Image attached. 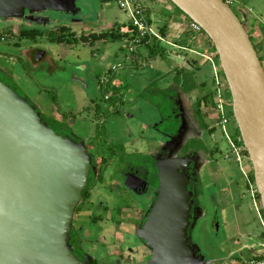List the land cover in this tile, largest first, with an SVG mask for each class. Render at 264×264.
Returning a JSON list of instances; mask_svg holds the SVG:
<instances>
[{
  "label": "water",
  "instance_id": "obj_1",
  "mask_svg": "<svg viewBox=\"0 0 264 264\" xmlns=\"http://www.w3.org/2000/svg\"><path fill=\"white\" fill-rule=\"evenodd\" d=\"M168 1L201 28L218 55L264 213L260 57L243 24L222 0ZM17 4L21 14L25 9L66 14L80 10L75 0ZM185 68L193 70L189 62ZM41 114L0 81V264H83L72 252L70 231L89 181L91 157L83 143L58 135ZM187 124L182 117L177 141L186 142ZM192 161L170 158L159 166V197L140 234L153 249L149 264H207L189 242L192 194L185 170Z\"/></svg>",
  "mask_w": 264,
  "mask_h": 264
},
{
  "label": "flooded vegetation",
  "instance_id": "obj_2",
  "mask_svg": "<svg viewBox=\"0 0 264 264\" xmlns=\"http://www.w3.org/2000/svg\"><path fill=\"white\" fill-rule=\"evenodd\" d=\"M236 1L238 11L243 18L242 20L246 22L247 28H245L241 18L235 13V11L233 12L248 32L258 55L260 54L264 56V0ZM260 3H262L261 7L259 6ZM57 14L62 17H57ZM71 15V13L33 12L29 9H25L21 14L17 0H0V48H6V50H0V62H13L18 68L22 69L24 74H29L31 79L39 85L40 89L42 88L56 93L57 90L43 88L42 84L37 79V75L42 78L44 77L45 80H50L55 72H61L63 75L67 70V67L63 66L62 63L65 62L64 60L67 56L71 55L74 48L81 46V43L88 44L91 42L90 37L94 35L98 36L101 34H107V39L95 42V44L103 42L104 45H107L106 42L107 40H110L109 37H112L111 40L113 41V33L118 32L122 36V47L124 48L128 45L129 38L125 37V35L129 34V32L126 31L123 33L120 29L113 30V28H110L105 32L96 34L93 29H90V27H84V25L80 24V26L83 27L81 28L80 34L74 32L71 30L69 24L63 23L67 18L72 19L69 17ZM75 20L77 19L75 18ZM75 20L72 22H75ZM51 21L52 23L57 22L56 24L60 23L62 25L61 29H67V37L73 39L74 36V38L76 37L77 42L72 44L54 42V40H52L53 36L62 37V30L58 35L57 33L52 34V30H48L49 34H46L42 27H38L47 25L51 26ZM36 30L39 32V35L33 34ZM85 37L89 38L87 43L82 41V38ZM62 45L72 48V50H70L72 52H68L69 54L67 53L63 57H59V46ZM54 48H59V52H55ZM136 53L137 50L134 53L129 54L134 55ZM127 58L128 57L125 55V59ZM123 66L124 65L121 64L114 65L112 71H116ZM139 67H142V65H139ZM0 73L3 74L5 72L0 70ZM6 74L7 75L4 76L10 77L17 90L11 86L10 87L15 92H21V96L25 99L32 100L31 94L19 84L20 76H18V73L13 74L6 72ZM59 82L62 81L60 80ZM68 82L71 83V81ZM192 84L197 86V88L194 87L189 90L193 91L194 94L196 93L195 101L192 104L187 103L191 112L188 109L186 110L187 107L184 108V103L179 96V94H182L183 92L180 91L181 86L179 85L177 88L174 86L169 87V89H167L170 90L168 92L169 94L157 90L146 91L147 94L145 95L148 96L161 93H163V96L168 95L170 101H165V111L170 114H168L167 117L162 115L158 121L153 119L148 120L150 124L148 123L146 125L138 124L139 122L137 120H135V122L132 120V118L135 117L133 110H135L136 105H138L137 102L140 98H135L134 101L130 100L128 97L131 87L130 84L126 81L124 83L110 80V78H104L102 84L97 83V86L100 88L102 86H105V88H114L116 89V92L107 93L106 97L99 101V104L97 100L96 103L91 104V113L93 114L92 119L97 120V124H95L96 129L91 131V133H93L92 135H79L72 131V125H75V121L80 117L78 113L72 114V117H67V115L58 112V114L62 116L63 123L68 131V134H65V136L70 137L76 143H83L92 161L89 181L85 189L87 191V197L82 194L83 198L81 203L75 209V217L72 221L70 231V245L72 252L80 263L149 264V261L153 256V249L147 245L146 241L140 236V234L142 233L146 221L159 197V166L167 159L177 157L195 159V161H192L185 170V174L189 178L188 191L192 194L189 242L192 245L196 244L200 246L202 249V244L200 245L198 241L199 237H196L197 229L200 224L199 222L202 220L204 214V207L201 204V199H213L212 196H207L205 192L209 184L207 185L206 181H204V176L208 177L211 175L207 173V169L211 167V163H218V161H215L214 159L215 156L218 155V153L222 156V152L216 146L210 151L211 149L206 146V140L210 144L214 143L210 140L214 138L213 135L217 128L222 130V127L219 125V118L216 114L214 96L209 97L208 103L203 102L202 107L200 108V115L197 114L196 104L200 97L199 88H202L204 83L199 85V82L195 79V82L192 81ZM118 90L120 91L118 92ZM176 90L177 92L173 94ZM38 95H42L41 92H39ZM203 95H205L204 92ZM144 101L150 103L149 107H156L159 110L161 108L160 105L164 102V100H161V103L159 104L150 99ZM107 103L109 104L107 105ZM112 114H115L116 116L119 115V117L121 116L122 118H128L127 123H129L128 120L130 119L131 122L134 124L137 123L138 126L136 129L131 128L124 132L116 120L111 118L113 117ZM182 117H185L186 121H188L187 128L192 132L193 139L189 138L187 142L183 144L181 152L178 155L173 156L171 153L177 146L178 131L181 126ZM190 117H193L197 124V126L195 124V126H192L191 124V129ZM59 121L61 122V120ZM101 121H103V123ZM202 123H204L206 128H204ZM99 124L106 126L110 125L109 127L111 128V131L105 129L106 135L109 133L110 137H106L105 139L100 136L98 137L97 134L99 128L97 125L99 126ZM211 130H214V133H211ZM79 131L83 132L81 130ZM222 133L231 148V153L234 155L232 144L242 146L240 144V142H242L241 136H238L236 131L235 134L229 133V136H226L223 130ZM200 134H202V136ZM206 135L208 137H206ZM209 136L211 137L210 140ZM125 140L132 142L125 143ZM194 140L200 141L198 144L199 147L194 146ZM115 146L120 147L122 150H114L113 148H115ZM105 149H108V153L111 157L108 162L103 153ZM127 149L132 150V152L136 151L137 154L142 155L144 157L143 160H133V154L130 155V153L126 151ZM209 156L211 159L208 158ZM227 159L229 158L227 157ZM239 167L248 189V196L250 195L249 208L256 213L249 188V182H253L251 174L253 171L250 167L248 169L249 171L245 173L244 168L240 164ZM219 173L224 177V172L219 171ZM107 174L109 179L108 182V179L105 178ZM117 174L120 175V180L117 179ZM229 180L231 181V179L228 178V182ZM227 184L229 185L224 186L221 190L222 192H225L224 194H227L230 190L229 186L231 182ZM199 185L202 189L201 195L197 193ZM106 193H109L112 198L118 197L117 193L119 196L128 193L130 198L133 199V204L131 206H118L113 210L111 205H115V203H112L114 200H111ZM228 198L229 206L236 203L234 193H231V191H229ZM81 206L84 207L89 218H91L88 226L84 225V223L82 224L80 218V215L82 214ZM231 209L232 213H235L240 210V206L234 205ZM215 216L216 220L211 221L210 225H212L214 231H218L220 221L218 214ZM243 239L244 238L242 237L241 242V240L237 239L234 235L229 236V242L227 244L231 242L232 248H228V253L232 254L235 258H241L244 254L243 251H239L242 247L241 244L243 243ZM259 245L261 247L263 245V235L259 237L258 246ZM253 246L256 247L254 243ZM198 255L200 254L198 253Z\"/></svg>",
  "mask_w": 264,
  "mask_h": 264
},
{
  "label": "rangeland",
  "instance_id": "obj_3",
  "mask_svg": "<svg viewBox=\"0 0 264 264\" xmlns=\"http://www.w3.org/2000/svg\"><path fill=\"white\" fill-rule=\"evenodd\" d=\"M75 1L79 5L80 10L75 13H71L72 15L69 17L72 19L67 18V20L63 22V23L69 24L71 27V30H73L74 32L80 34L81 28H83L80 26V24L84 25V27L85 26L88 28L90 27V29H93L96 32V34L105 32L107 29H110V28H113V30L120 29L123 33H125L127 30H130L129 28V25L131 24L130 13L128 11L120 9L116 0H75ZM134 1H136L138 4H141L145 10L150 8V11H149L150 13H152V10H151L152 8L155 10L156 14L154 17V23L152 24L154 27L156 25H161L162 23H164V20L166 18L162 17L163 11L162 9L160 10L159 8H157L154 2H152L151 0H134ZM259 6L261 7L262 3H260ZM232 9L242 20L243 18L238 11L237 4L233 5ZM56 16L62 17L61 15H58V14ZM146 17L149 18L148 13H146ZM75 18L77 20H75ZM73 20H75V22H72ZM242 22L245 28H247L246 22L243 20ZM56 23H52L51 26L47 25V26H38V27H42L43 30H45L46 34H49L48 30H52L51 32L52 34L57 33L58 35L61 33L62 25L60 23L59 24H56ZM109 38L110 40H107L106 44L112 41L111 40L112 37H109ZM99 43L103 44V42H99ZM114 44H115L114 47L115 46L117 47L116 50L119 51L120 55L119 57L109 58L106 62L107 65L104 67H103L104 64L100 66L101 64L99 62L100 61L99 58H96L93 56V53L90 50L91 48H89L90 46L89 47L88 46L87 47L78 46L77 48H74L73 52L70 51L71 49H69L70 48L69 46H68L69 48L65 47L64 45L59 46L60 48L59 57L60 56L63 57L65 54H67L68 51L69 53L72 52L71 55L67 56V58L64 60L65 62L62 63L63 66L67 67L69 70H73L74 66L77 64L87 65L88 67L86 71H84L83 73H82V70L80 69H79L80 71L77 72L78 76L76 75V77L79 78L83 82H73L72 78H70L71 79V83H70L68 82L69 79L66 76V74L64 73L62 75L61 72H55L54 75L51 77L52 80L51 78L50 80H45L44 77L42 78L41 76L37 75V79L42 84L43 88L57 90L56 93L53 91H47L46 89H42V88L40 89L39 85L31 79L29 74H26V73L24 74L22 72V69L18 68L13 62H7V63L0 62V70L5 72L3 73V75H7L6 72L13 73V74L18 73V76H20L19 84H21L23 88L26 89L32 96V100H27V101L31 105L35 106L39 112L47 115V113L49 114L50 111H53L55 109L57 112H60L63 115H67V117H72L71 116L72 114L78 113L80 117L78 118L77 121H75L76 124L72 125L73 126L72 131L79 135L84 134L88 136L89 134L90 135L93 134L91 133V131L96 129L95 124H97V120L92 119L93 114L91 113L92 112L91 111L92 108L90 107L91 104L96 103V100L99 104V101L105 98L107 93L116 92V89L114 88H109V87L105 88V86H102L100 88L97 86V83L102 84V81L104 80V78H110V80H116V81L124 82V83L126 81L128 84H131L133 81L134 82L146 81L150 83L155 78L157 79L161 78L160 71H163L168 67H171V62L168 61L169 59L165 56V61L162 64L164 68H162V66L161 68H158L159 66H157L152 60L147 59V61L151 62L152 65L149 63L148 67L145 66L141 69L137 67V64L142 65L143 60L139 58L141 56L145 57L147 50H148L146 46L139 47L138 53L131 55L129 54L128 49H125V48H128V46L124 48L122 47V42L117 41ZM81 45H85V44L81 43ZM161 45L167 51L171 50V48L168 46L165 40L161 42ZM59 48H54V51L57 52ZM0 50H6V48H0ZM211 52L212 53H209L208 55L215 58V61H214L215 66L220 67V62H219V59L216 58V53L214 52V49H212ZM125 55L128 57L127 59H125ZM259 57L261 58L262 63L264 65V56L259 54ZM204 60H205V63H203V60L201 59V62H202L200 66L201 70L195 69L194 75H197L196 79L198 82H200L199 85H201L202 83L205 84V86H203L202 88H199V94L203 91L205 95H208V94L214 93V88H215L213 84V67H212L211 62H209L207 59H204ZM114 64L115 65L127 64V67L118 69L116 71H112V67L114 66ZM221 77L223 81L225 82V77L223 75V72H221ZM60 80L62 82H59ZM155 85L163 86L164 82L159 81L158 84L156 83ZM119 91L120 90H118V92ZM39 92H41L42 95H38ZM145 94L147 93L143 92L142 94H139V95L137 94L138 98L140 99H138V102H137L138 105H136L135 110H133V114L135 116L134 118H132V120H134L133 122L137 120L139 122L138 124L146 125L149 123L148 120L153 119V120L158 121L162 115L164 117H167V115L170 114L165 111L166 109L165 101L170 102L168 95L163 96L162 95L163 93H161L158 95L154 94L155 95L154 97V95L148 96ZM228 97L231 101L230 93H228ZM148 99H150L151 101L153 100L159 104L161 103L160 102L161 100H164V102L160 105L161 107L160 110L156 108H151L152 106L148 108V107H145V101H144ZM195 99H196V96H194V98H192L191 100L195 101ZM108 104L109 103H107V105ZM186 107L188 110H190L188 104H186ZM230 110L232 111V109ZM112 116L113 117L111 118L112 119L114 118L116 120V122L120 125L122 131L124 132H126L127 129H131V128L136 129V127L138 126L137 123L134 124L133 122L130 121V119L128 120L129 123H127L128 118L127 119L122 118L121 116L119 117V115L116 116L115 114H112ZM190 121L192 122V126H195V125L197 126L196 121L194 120L193 117L192 118L190 117ZM101 122L103 123V121ZM107 126L109 127L110 125H107ZM107 126L102 125V124H99V126L97 125V127L99 128V132L97 134L98 137L100 136L104 139L106 137L107 138L110 137L109 133L106 135L105 129H108V131H111V128L110 127L108 128ZM236 127L237 125L234 120V117H231V123L230 125H228L229 133L235 134ZM186 129L188 132L189 129L188 128ZM190 129H191V126H190ZM79 130L83 132H80ZM200 135L202 136V134ZM213 136L214 138L211 140H210L211 137L209 136V140L214 143L210 144L206 140V146L209 149H211L210 151H212V149L216 146L222 152V156L220 153H218V155L215 156L214 159L215 161H218V163H211L210 164L211 167L207 169V173L211 175L208 177L204 176V181H206L207 185L209 184L205 192L207 196H210V197L212 196L213 199L212 198L211 200H206L205 198L201 199V204L204 207V212H203L204 214H203L202 220H200L199 222L200 224H199V228L197 229L196 237L197 238L199 237V240H198L199 244L205 245V247L207 248V247L212 246L214 243H217L218 241L222 240L223 238L224 239L228 238V236L230 235L232 236L234 235L237 239H240L241 242H242V237L245 236V239L250 244H253V243L255 244L256 246L255 253L256 255H258L260 252H263V247H261L260 245L258 246L259 237L263 235L262 228L260 225V220L258 216L256 215L255 211H252L249 208L250 195L248 196V193H247L248 189L246 187L245 180L242 176V172L240 170L239 164L237 163L235 155L231 153L232 152L231 148L229 144L227 143V140L224 137L222 130L217 128ZM192 137H193V134L191 131H189L188 134L186 135V139L188 140L189 138L191 139ZM206 137L208 136L206 135ZM195 141H199V140H195ZM195 141H194V146L199 147L198 145L199 143ZM127 142L129 141L125 140V143ZM184 142L178 141L177 146L175 147L174 150H172L171 155L173 156L178 155L182 150ZM113 149L122 150L120 147H117V146H115V148ZM126 151L130 153V155L133 154L132 157H133V160L135 161L143 160L144 158L142 155L137 154L136 151L132 152V150L130 149H127ZM103 153L105 154L107 162H108L111 159L108 153V149H105ZM227 157L229 159H227ZM208 158L211 159L210 156ZM247 161L251 167L250 159L247 158ZM219 171L224 172V177L223 175L219 173ZM251 174L253 176V172H251ZM105 178L108 179V174L106 175ZM228 178L231 179V181L229 180L228 182ZM117 179L118 180L121 179L120 175L117 176ZM108 181L109 179L107 180V182ZM230 182L231 184L229 186L230 188L229 191H231V193H234L235 200H236V203H234L232 206L228 205L229 191L227 192V194H224L225 192L221 191L222 188H224V186H228L229 184L227 183H230ZM109 193H106V194L109 195V198H111V200H114L112 203H115V205H111L113 210L117 208L118 206H131L133 204V199L130 198L128 193H124V195L126 196L124 195L119 196V194L117 193L118 197H113V198L110 197ZM234 205L235 206L239 205L240 210H238L235 213H232L231 208ZM217 214L219 216V221H220L219 230L214 231L210 223L211 221L216 220L215 215ZM80 218L82 220V224L84 223V225L86 226L89 225L91 218H89V215L86 213L84 207H82V214L80 215ZM190 246L193 249V252L196 254L198 252L197 245L196 244L192 245L190 243ZM228 246L232 248L231 242L228 244Z\"/></svg>",
  "mask_w": 264,
  "mask_h": 264
},
{
  "label": "crops",
  "instance_id": "obj_4",
  "mask_svg": "<svg viewBox=\"0 0 264 264\" xmlns=\"http://www.w3.org/2000/svg\"><path fill=\"white\" fill-rule=\"evenodd\" d=\"M152 2H154V4L157 6V8H159L160 10L162 9V17H165L166 19L164 20V23H162L161 25H156L155 27L152 25L154 23V17H155V10L152 8V13H150V8L146 9V13L149 14V20L151 21V27L153 28L154 31H156L159 35H161L160 31L166 27V32H165V36H164V40L166 41V43L168 44V46L171 48V50L167 51L165 49V54L164 57H154V58H148V50L147 53L144 56H141L139 59L143 60L142 61V67H139V65H137V67L139 68H143V67H148L149 63L151 64V62H148L147 59L152 60L157 66H159L158 68H161L162 64L165 61V56L169 59L168 61L171 62V67L166 68L163 71H160L161 73V78L157 79L155 78L154 80H152V82H146V81H142V82H132L130 84V90H129V98L130 100L134 101L135 98H138L139 94H142L143 92H146L148 90H157L160 92H165L168 93L170 90L169 87L174 86L175 88H177V85L175 83L176 81V77L179 74V72H181V70L183 68H185V66L189 63H191L193 70H188L191 73V76H187V74H184V76H182V81H181V85L183 86V81H186V85L189 87L192 84V81L195 82V79L197 77V75H194V71L195 69L199 70L201 67V59L203 60V63H205V60L207 57H211L208 54L212 53L211 50L213 49L211 43L208 41L207 37L199 34V35H194L190 30H189V19L182 13L179 12V10H177V8L174 9L175 6H173L172 4H170V2L168 0H151ZM156 23V21H155ZM128 31V30H127ZM117 41H111L108 42L107 45L103 46L104 44L101 43H96L94 46L89 47L88 44L85 45H81L84 47H89L91 48L90 50L93 53V56L96 58H99V62H100V66L103 67L106 66V62L109 58L112 57H119L120 53L119 51H117V47H114V43ZM121 42V41H119ZM145 46V45H143ZM67 48H69L68 46H65ZM142 47V46H141ZM147 48V46H146ZM72 50V48H69ZM139 48L137 49V53H138ZM69 52V51H68ZM67 52V53H68ZM213 58V57H211ZM138 59V60H139ZM137 60V61H138ZM146 60V61H145ZM213 61H215V58H213ZM104 62V63H103ZM115 65V64H114ZM119 65V64H117ZM124 67H127V64H123ZM152 65V64H151ZM87 65H83V64H77L75 65V68H73V70H69L68 68H66L65 70V74L68 77V81H71L70 78H72L73 82H83L81 81L79 78L76 77L77 72L82 70V73L84 71H86L87 69ZM120 68V69H122ZM130 68V67H129ZM162 68H164L162 66ZM80 69V70H79ZM217 69H219V67H217ZM201 70V69H200ZM193 73V74H192ZM78 76V75H77ZM81 77V76H79ZM163 81L164 85L163 86H157L155 85L156 83L158 84L159 81ZM139 81V80H137ZM200 83V82H199ZM186 86V87H187ZM180 91H182V94H179V96L181 97L183 103H184V108H186V104H192L194 101H192L191 99L194 98L195 94L193 91H187V93H185L183 91V88H180ZM179 91V93H180ZM176 91L173 92V94H175ZM138 94V95H137ZM169 94V93H168ZM136 95V96H135ZM141 97V96H139ZM90 99V98H89ZM142 103V102H141ZM150 103H146L145 102V107L148 106L149 107ZM132 106V105H131ZM134 107V106H133ZM131 108V107H130ZM151 108H156V107H151ZM157 109V108H156ZM187 110V108H186ZM47 116L54 118L56 120H61V122H63L62 116L60 114H58V112L54 109L53 111H50V113H47ZM248 162V161H247ZM249 164H245V167L247 169L250 168ZM243 243L241 244V248L239 249V251H243L244 254L242 255L241 258H235L233 257L232 254L228 253V242H229V236L226 239H222L220 241H218L217 243H214L212 246L210 247H205V245H202V249L200 248V246L197 245V248L199 249V257L202 256L205 260V263L208 264H246V262L249 261V259L258 256V255H262L263 252H260L258 255H256L255 253V249L256 247L253 246V244H250L246 239L245 236L243 237ZM228 240V241H227ZM251 240V239H250ZM258 253V252H257Z\"/></svg>",
  "mask_w": 264,
  "mask_h": 264
},
{
  "label": "built area",
  "instance_id": "obj_5",
  "mask_svg": "<svg viewBox=\"0 0 264 264\" xmlns=\"http://www.w3.org/2000/svg\"><path fill=\"white\" fill-rule=\"evenodd\" d=\"M120 9L128 11L131 16V24L129 25L130 30L129 36L134 37L128 40V51L129 53H134L139 47L144 45V40L149 37L151 40L156 38L160 41L164 39L153 30V28L148 24L146 11L141 4H138L134 0H116ZM226 5L232 8L233 5L237 4L236 0H222ZM189 30L194 35L202 34L201 28L194 22L189 20ZM211 62L213 67V84H214V97L216 103V114L219 118V125L226 136H229L228 125L231 123L230 109L231 101L227 95V85L221 77V72L214 64L213 58H206ZM232 150L237 158V162L244 168L245 173L249 170L245 167L247 162V156L245 155L244 146H237L232 144ZM250 194L252 196V202L256 210L257 216L260 220V225L263 234V253L253 257L246 264H264V213L261 207L260 198L257 193V189L254 182H249Z\"/></svg>",
  "mask_w": 264,
  "mask_h": 264
},
{
  "label": "trees",
  "instance_id": "obj_6",
  "mask_svg": "<svg viewBox=\"0 0 264 264\" xmlns=\"http://www.w3.org/2000/svg\"><path fill=\"white\" fill-rule=\"evenodd\" d=\"M178 10V9H177ZM180 12V11H179ZM147 21H148V24L149 25H151V21L148 19V17H147ZM62 30V32H63V35H62V37H60V36H53V38H52V40H54V42H57V43H70V44H72V43H76L77 42V39H76V37L74 38V36H73V39H69V37H67L68 35H66V33H67V29L66 28H62L61 29ZM165 32H166V27H164L161 31H160V33H161V37L162 38H164V36H165ZM33 34H38L39 35V32H37V30L35 31V32H33ZM202 35H204V36H206V34L202 31ZM72 36H70V37H72ZM107 37H108V35L107 34H101V35H94V36H92V37H90V40H91V42H89L88 43V46H90V47H92V46H94L95 45V42L96 41H99V40H103V39H107ZM125 37H127V38H129V39H133L134 37H131L130 38V36H129V34H127V35H125ZM207 37V36H206ZM207 39H208V41L211 43V41H210V39L207 37ZM89 40V38H87V37H85V38H82V41L83 42H85V43H87V41ZM122 40V36H121V34L120 33H118V32H114L113 33V41H121ZM161 42L162 41H160V40H158V39H156V38H154V39H150L149 37H147V39L146 40H144V45L145 46H147V49H148V58H154V57H158V56H160V57H164V54H165V48H163L162 47V45H161ZM211 45H212V43H211ZM212 47H213V45H212ZM213 49H214V47H213ZM214 52L216 53V51H215V49H214ZM216 58H218V55H217V53H216ZM146 61V60H145ZM191 64V63H190ZM1 74V73H0ZM184 74H187V76H191V73L186 69V68H183L182 70H181V72H179V74L177 75V77H176V81H175V83H176V85L178 86H181L182 88H183V91L185 92V93H187V91H189V90H191L192 88H197V86H194L193 84H191V86H187L186 85V81H183V86L181 85V81H182V76H184ZM193 74V73H192ZM1 77H0V80L2 81V82H4L6 85H8V86H11L12 88H14L15 90H17L16 88H15V86H14V84L12 83V80L10 79V77H8V76H4L3 74H1L0 75ZM4 76V77H3ZM187 86V87H186ZM203 86H205V84L203 85ZM202 86V87H203ZM18 92V94H20V95H22V93L21 92H19V91H17ZM199 98H198V100H197V104H196V109H197V114L198 115H200V108L202 107V104H203V102H205V103H208V99H209V97H213L214 96V94L213 93H211V94H208V95H203V91L199 94ZM211 99V98H210ZM41 116H42V119H43V121L45 122V123H47L48 124V126L51 128V129H53L58 135H61V136H65V134H68V131H67V128H66V126H65V124L63 123V122H60L59 120H56V119H54V118H51V117H49V116H47V115H45V114H41ZM230 116L231 117H233V113H232V111L230 110ZM66 117V116H65ZM201 119H202V117H201ZM181 122H182V119H181ZM191 122V121H190ZM191 124H192V122L190 123V126H191ZM203 124V126H204V128H206V126L204 125V123H202ZM211 133H214V130H211L210 131ZM236 132H237V135L238 136H240V133H239V130L236 128ZM195 141V140H194ZM195 142H200V141H195ZM240 144L242 145V146H244L243 145V142H240ZM245 155L248 157V154H247V152L245 151ZM252 181L254 182V177L252 176ZM197 193L199 194V195H201L202 194V189H201V186L199 185L198 186V189H197ZM83 195H86V197H87V191L85 190L84 192H83Z\"/></svg>",
  "mask_w": 264,
  "mask_h": 264
}]
</instances>
